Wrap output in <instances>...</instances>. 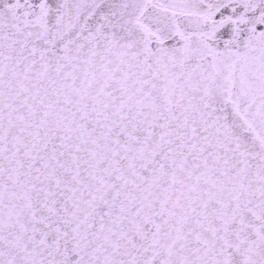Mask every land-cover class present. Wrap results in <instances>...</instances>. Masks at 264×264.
<instances>
[{"label":"snow or ice","instance_id":"obj_1","mask_svg":"<svg viewBox=\"0 0 264 264\" xmlns=\"http://www.w3.org/2000/svg\"><path fill=\"white\" fill-rule=\"evenodd\" d=\"M0 264H264V0H0Z\"/></svg>","mask_w":264,"mask_h":264}]
</instances>
